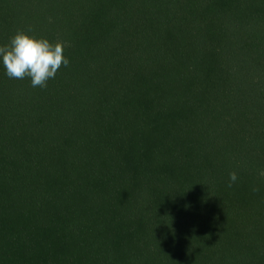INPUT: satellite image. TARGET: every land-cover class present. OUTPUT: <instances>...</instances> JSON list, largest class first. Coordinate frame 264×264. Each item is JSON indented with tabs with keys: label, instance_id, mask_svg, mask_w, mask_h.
<instances>
[{
	"label": "trees",
	"instance_id": "16d2710c",
	"mask_svg": "<svg viewBox=\"0 0 264 264\" xmlns=\"http://www.w3.org/2000/svg\"><path fill=\"white\" fill-rule=\"evenodd\" d=\"M18 30L70 64L0 59V264H264V0H0Z\"/></svg>",
	"mask_w": 264,
	"mask_h": 264
},
{
	"label": "clouds",
	"instance_id": "9594fccd",
	"mask_svg": "<svg viewBox=\"0 0 264 264\" xmlns=\"http://www.w3.org/2000/svg\"><path fill=\"white\" fill-rule=\"evenodd\" d=\"M65 47L63 41L52 43L47 38H37L18 30L7 45L0 46V59L10 79L23 80L27 77L33 88L46 89L48 81L56 77L61 66L70 64L64 55ZM259 175L264 177V169L259 170ZM237 179V172H230L227 187L231 188ZM258 190L253 188V191Z\"/></svg>",
	"mask_w": 264,
	"mask_h": 264
}]
</instances>
